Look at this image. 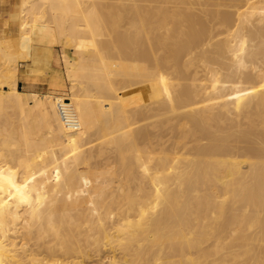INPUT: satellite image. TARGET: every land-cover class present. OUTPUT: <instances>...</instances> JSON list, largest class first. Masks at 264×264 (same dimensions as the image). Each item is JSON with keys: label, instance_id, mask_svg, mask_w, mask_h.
Masks as SVG:
<instances>
[{"label": "bare ground", "instance_id": "bare-ground-1", "mask_svg": "<svg viewBox=\"0 0 264 264\" xmlns=\"http://www.w3.org/2000/svg\"><path fill=\"white\" fill-rule=\"evenodd\" d=\"M11 23L0 264H264V0H19ZM58 45L68 91L19 92Z\"/></svg>", "mask_w": 264, "mask_h": 264}, {"label": "rangeland", "instance_id": "rangeland-1", "mask_svg": "<svg viewBox=\"0 0 264 264\" xmlns=\"http://www.w3.org/2000/svg\"><path fill=\"white\" fill-rule=\"evenodd\" d=\"M19 0H0V32L5 31L11 32V35H18V26L16 24H9L6 26V22L12 13L17 10ZM5 25V26H4ZM65 47L63 45H58L55 47L54 51L48 54L51 57L52 62L51 74L45 80H35L31 78L26 80H20L19 92L27 95H39L44 97L47 94H56L61 92H67L69 89V82L65 70H64V58H65ZM45 56V52L39 47H34L32 50L31 58L29 59V65L32 67H37L42 65L41 59ZM31 63V64H30ZM48 79V80H47ZM7 90V89H5ZM113 257L114 254L108 255Z\"/></svg>", "mask_w": 264, "mask_h": 264}, {"label": "built area", "instance_id": "built-area-1", "mask_svg": "<svg viewBox=\"0 0 264 264\" xmlns=\"http://www.w3.org/2000/svg\"><path fill=\"white\" fill-rule=\"evenodd\" d=\"M63 118L66 120V121H74L75 120V115L72 114L71 112H69L66 108H64L63 110Z\"/></svg>", "mask_w": 264, "mask_h": 264}]
</instances>
